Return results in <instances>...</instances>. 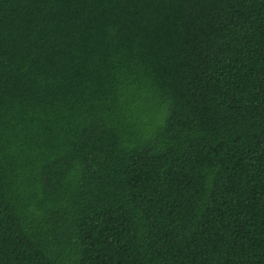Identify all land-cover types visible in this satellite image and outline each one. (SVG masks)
<instances>
[{
	"label": "trees",
	"instance_id": "trees-1",
	"mask_svg": "<svg viewBox=\"0 0 264 264\" xmlns=\"http://www.w3.org/2000/svg\"><path fill=\"white\" fill-rule=\"evenodd\" d=\"M0 264H264V0H0Z\"/></svg>",
	"mask_w": 264,
	"mask_h": 264
}]
</instances>
